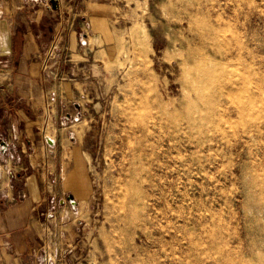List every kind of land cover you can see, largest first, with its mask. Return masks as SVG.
<instances>
[{"label":"rangeland","instance_id":"obj_1","mask_svg":"<svg viewBox=\"0 0 264 264\" xmlns=\"http://www.w3.org/2000/svg\"><path fill=\"white\" fill-rule=\"evenodd\" d=\"M29 1L43 23L40 92L0 112V137L31 136L26 149L12 140L36 151L26 172L43 167L29 263L264 264V0ZM181 4L195 21L179 23ZM195 26L221 33L223 56L199 61L207 74L181 56ZM189 82L198 99H184ZM237 87H250L234 95L250 114L228 121ZM183 101L191 127L175 114ZM6 147L1 197L24 173Z\"/></svg>","mask_w":264,"mask_h":264},{"label":"crops","instance_id":"obj_2","mask_svg":"<svg viewBox=\"0 0 264 264\" xmlns=\"http://www.w3.org/2000/svg\"><path fill=\"white\" fill-rule=\"evenodd\" d=\"M29 0H0V112H15L18 101L24 97L31 99L34 93L40 92L35 70L42 64L43 44L40 35L35 31L36 26H42V19H34V10ZM36 21V22H35ZM71 45L75 47V38L71 36ZM45 54V53H44ZM41 67V66H40ZM23 122V121H22ZM14 126L17 122L11 120ZM27 131L30 123L26 120L21 124ZM2 121L0 119V128ZM24 131L20 137L6 139L0 137V144H4L9 158L22 161L24 173L16 174L22 177L19 184L6 191L4 197L0 196V264H30L28 256L33 244L38 240L42 230L38 207L45 198L43 167L36 163L35 170L33 157L36 151L26 152L27 143L31 139ZM16 145H22L21 151L16 152L12 140ZM51 143V141H50ZM15 145V144H14ZM27 150H29L27 148ZM22 191L24 198L17 199Z\"/></svg>","mask_w":264,"mask_h":264},{"label":"bare ground","instance_id":"obj_3","mask_svg":"<svg viewBox=\"0 0 264 264\" xmlns=\"http://www.w3.org/2000/svg\"><path fill=\"white\" fill-rule=\"evenodd\" d=\"M180 1L183 2V0H180ZM201 6L202 5L200 3L196 7H201ZM194 8L195 7L193 5L181 4V9L184 12V16L182 18H180V20H179L180 24H183L184 22H191L192 23L193 21H195L194 14L192 12ZM142 33H143V31H142ZM182 35H183L184 38L182 37L183 40H181V45H182V42H184L187 45V49L189 50V52L183 51L181 53L182 58H184V56H186L183 59V61L186 62L187 60L188 61L191 60L192 61V66H193V71H197V72L200 71V72H202L204 74H207L208 72L201 67V64L199 63V61H203L204 62V61H207V60H210V59L211 60L216 59L217 57L221 58L223 56L224 53H222L219 49L213 51V48H212L214 45H216L214 40L217 41L218 38L221 36L220 30L219 29H213V28L210 29V28H204V27H200V26L196 27L195 26V27H188V29L185 30L182 33ZM144 37H145V39H143L144 40L143 44L147 46L148 45V36H147V34H145ZM194 46L197 49H199L200 51L197 50V49H195V50L192 49L191 50V48H193ZM207 52H210L211 55H207ZM249 88L250 87H245V89H243V88H238L237 87L236 88V90H237L236 92L233 91L234 88L233 89L232 88H226L225 89V91H226L225 96L232 103V106H233V109L231 111L227 112V114H228L227 120L228 121L231 120L232 115H234V114H236L238 116H241V117H245V116L248 117V115L250 114V108H249V105L247 106L246 102L244 104H241V103H237L235 101V99H234V95L235 94H238V93H240L242 91H247V90H249ZM183 90L185 92L184 99L186 101L188 99H193V98L198 99L197 88L192 86L190 82L185 84V86L183 87ZM248 93H249V91H248ZM161 98H164L162 94H161ZM180 100H182V99H180ZM160 102H158V103H160ZM153 103H154V100L149 99V104L148 105H149L150 110H152ZM182 103H180L181 109L179 111H177L175 114H177V115L180 114L181 115V114L185 113V116H186V119H187V125L190 126V127L193 124H197L198 122H197L196 119L195 120L193 119L194 115L191 112V110L190 111L187 110V108L189 107V105L191 103L190 102L184 103V101ZM181 104L183 106H181ZM173 108H174V106H173ZM225 113L226 112H224V114ZM152 126H153L152 127L153 132L154 133L157 132V118H156V120H153V125ZM213 139L214 138L212 136L211 140H213ZM179 142L180 141H178V143ZM181 143H183V142H181ZM184 146H185V148H188L189 147V143L185 144ZM212 264H222V263H221L220 259H218L216 261H213Z\"/></svg>","mask_w":264,"mask_h":264},{"label":"built area","instance_id":"obj_4","mask_svg":"<svg viewBox=\"0 0 264 264\" xmlns=\"http://www.w3.org/2000/svg\"><path fill=\"white\" fill-rule=\"evenodd\" d=\"M19 197H23L21 194H19Z\"/></svg>","mask_w":264,"mask_h":264}]
</instances>
